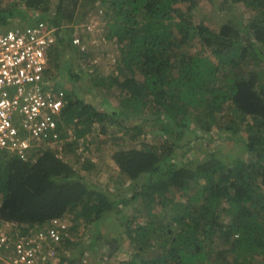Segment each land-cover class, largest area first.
Listing matches in <instances>:
<instances>
[{
  "label": "trees",
  "instance_id": "trees-1",
  "mask_svg": "<svg viewBox=\"0 0 264 264\" xmlns=\"http://www.w3.org/2000/svg\"><path fill=\"white\" fill-rule=\"evenodd\" d=\"M3 1V31L22 18L39 20L57 28L54 46L77 51L71 36H82L75 26L82 0H57L50 17V0H23L11 8ZM87 1L103 11L105 38L118 45L119 55L115 72L81 70L93 86L118 96V106L103 113L86 102L74 85L82 75L69 66V89L46 77V69L44 86L64 92L61 137L71 127L75 136L65 141L61 158L45 150L30 151L25 160L1 153L0 224L14 226L13 236L21 237L69 219L90 233L99 263L106 258L112 264L118 255L117 264H264V0H221L214 5L224 19L210 25L195 20L196 0ZM236 5L249 12L247 19L235 17ZM84 51L76 53L77 63L90 57ZM105 121L124 132L113 140H128L112 153L125 193L95 184V164L75 145H86L92 130L107 134ZM212 131L244 133L240 155L226 160L208 152L177 163V150L189 153L198 132ZM138 199L144 200L143 216L128 213L138 210ZM108 218L117 224L104 236ZM63 234L57 264L88 254L89 248L69 258ZM118 236L127 244L122 254Z\"/></svg>",
  "mask_w": 264,
  "mask_h": 264
},
{
  "label": "built area",
  "instance_id": "built-area-1",
  "mask_svg": "<svg viewBox=\"0 0 264 264\" xmlns=\"http://www.w3.org/2000/svg\"><path fill=\"white\" fill-rule=\"evenodd\" d=\"M57 40V28L39 20L0 31V155L25 160L28 152L45 150L61 158L69 139L61 137L58 123L64 92L44 86L47 55ZM73 44L80 45L77 37ZM9 226L0 224V264L55 263L66 222L52 221L21 237Z\"/></svg>",
  "mask_w": 264,
  "mask_h": 264
},
{
  "label": "rangeland",
  "instance_id": "rangeland-1",
  "mask_svg": "<svg viewBox=\"0 0 264 264\" xmlns=\"http://www.w3.org/2000/svg\"><path fill=\"white\" fill-rule=\"evenodd\" d=\"M196 1L197 6L193 9V15L195 17V20H201L203 18L206 22H208L209 25L221 23V21L224 19V16L222 15L221 11L215 9L214 5L215 3L219 4L221 0ZM56 2L57 0H50V2L48 3L49 10L47 15L49 17L55 15L54 13L56 8ZM17 3H23V0H4L1 5H7L11 8L15 5H18ZM91 5L92 4H89L87 0H82L78 10H76L77 13L75 15L76 19L81 20L79 24L75 26L78 28L79 33H81L82 35L80 38H82L85 48L89 52H91L90 57L84 59L82 63H77V56L81 55V53L72 50V48L69 50H65L64 48L54 46L50 48L48 52L49 62L45 75L46 77H56L58 81L62 82V84L67 86V89H69L73 84L70 81V76L73 73H77L79 75L81 74V79H79L78 81L76 80L74 82V85L76 86V91L79 93V96L83 97L86 102L89 101L97 110L103 113H110L114 111L115 108H117L118 106V96H116L110 90H107L105 87L99 88L97 86H93L94 84L91 83V77L88 73H93L95 69L96 71H102L104 74L109 73L110 71H112V69L115 72V62L116 58L119 55V53L117 52V50L119 51V47L117 44L108 41L105 38L106 30L104 28L105 22L102 19L103 11L99 8L96 10L92 9ZM242 6L243 5H236L233 12L235 13V17L247 19L249 16V12L247 10L245 11ZM231 8L232 6L230 7V10ZM30 14H33V12L28 13L29 19L31 18ZM27 21V19L22 18L10 24L11 27H13L14 25L22 26L26 25ZM64 24L62 26L64 27L63 29L72 27L71 25ZM75 26L73 27L76 28ZM72 36L76 35L72 33ZM66 66H69L71 69H73V73L71 75L68 73L69 71L66 69ZM81 67H83V71L87 70L88 73L83 74ZM108 122H104L108 128L107 134H101L98 131L92 130L89 134H87L88 136L86 137V139L88 141L86 145L83 144L80 140H76L75 142L77 144L75 145L78 146V151L81 156L91 159V161H93L92 163L95 164L94 166L96 167V169L93 170L91 173L92 177H95V184H97L100 188H108L110 192L121 191L122 193H125L127 190H122L124 188H127L126 184L124 185V182L121 181V177L119 176V174L114 173L115 171H117V168L114 166V162L112 160V153L114 152L113 150L120 148L121 144L124 141L128 142V140L125 139L123 142L113 140L114 137L122 136L124 132H116L114 130V127L111 126V124L108 125ZM73 132V128H69L66 131V134L71 135H68L66 137L74 139L73 136H75V133ZM219 133L220 132L216 131L209 132L208 134H201L200 132H198L197 134L199 135V139H196V141H194L195 143L192 144V149L189 153H186L187 148L177 150L175 152L174 158L176 159V161H178L177 163H181L180 161L186 162L187 160L198 161L199 158H202L203 155L207 154L208 152H219L220 154H223V156H227L223 157V159L226 160H228L229 158L238 157L241 153V142L239 141L243 140L245 134L239 133V135L230 136L231 134H225V132H221V134ZM191 136L192 135H190V137ZM84 146L88 147L85 148ZM81 148H84V150H82ZM110 176L113 177V179L111 177V181H109V179L108 181L105 180V182L102 183L103 179H108L110 178ZM135 204L138 210L136 211L135 207L128 208V213L132 215L143 216L142 214L146 213L144 200L141 201V199H138ZM145 219L146 217H144L142 220ZM116 224L117 221L115 220V218H108L101 225L102 234L105 236V234L110 229L114 230ZM66 225L67 230L65 229L66 231L63 236L64 239L68 240L67 243H70L67 245L69 248V258L76 256L79 252L83 250L87 251L89 246L88 243L90 244V233L89 235L87 234V232L83 234V225L81 227L80 225L77 226V223L74 225L69 219L66 220ZM9 227L13 228L14 226L12 227L10 225ZM114 234L117 235V231H115ZM118 238L121 240V249L119 250V252L121 251L120 254H122L124 253L123 251L127 249V244L125 238L120 236H118ZM103 239L106 240L105 237ZM104 240H99L97 242V246L100 247V244H102ZM58 249H64V247L61 245ZM58 249H56L55 252L56 256H59L60 254ZM95 253L96 252H94V254ZM118 257L119 256L117 255L116 258L119 260ZM116 258L115 256L112 258V264H117ZM57 262L58 261L55 260V263L52 264H57ZM108 262L109 261H105L102 262V264H109ZM83 264H89L88 259L84 260Z\"/></svg>",
  "mask_w": 264,
  "mask_h": 264
},
{
  "label": "crops",
  "instance_id": "crops-1",
  "mask_svg": "<svg viewBox=\"0 0 264 264\" xmlns=\"http://www.w3.org/2000/svg\"><path fill=\"white\" fill-rule=\"evenodd\" d=\"M0 30L1 31H3V29L2 28H0ZM62 83V82H61ZM62 85V84H61ZM66 137V134H65V136H63V138H65ZM100 243V242H99ZM91 244V243H90ZM90 244L88 243V248L90 249V250H88V254L86 255V256H82L81 258H76L74 261H75V263H73V264H83L84 263V260H86V259H88V261H89V263H97V264H99V258L100 257H97L96 256V253L94 254V251L90 248ZM103 245L102 244H100V248L102 247ZM102 248H105L104 246L102 247ZM106 253H107V251H106V249L104 250ZM114 256V255H113ZM113 258V257H112ZM78 259H80V262L78 261ZM95 259V260H94ZM106 261V258H104V259H102V261L100 262V264H102V262H105ZM48 264H50V263H48Z\"/></svg>",
  "mask_w": 264,
  "mask_h": 264
},
{
  "label": "clouds",
  "instance_id": "clouds-1",
  "mask_svg": "<svg viewBox=\"0 0 264 264\" xmlns=\"http://www.w3.org/2000/svg\"><path fill=\"white\" fill-rule=\"evenodd\" d=\"M76 36H71L72 38V40H71V43H72V45L77 49V51L79 52V53H83V52H85L84 50H86V48H85V45H84V43H83V40H82V38H80V37H78L77 36V33H74ZM74 37H77L78 39H79V41H80V45H75V44H73V38ZM54 47V46H53ZM81 47H83L84 49H83V51L81 50ZM117 52H118V50H117Z\"/></svg>",
  "mask_w": 264,
  "mask_h": 264
}]
</instances>
